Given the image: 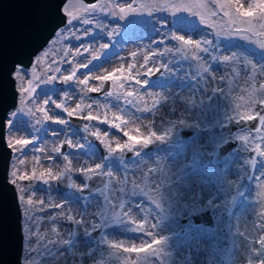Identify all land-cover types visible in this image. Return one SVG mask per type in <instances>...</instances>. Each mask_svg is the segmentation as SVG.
Wrapping results in <instances>:
<instances>
[{
    "label": "rangeland",
    "instance_id": "obj_1",
    "mask_svg": "<svg viewBox=\"0 0 264 264\" xmlns=\"http://www.w3.org/2000/svg\"><path fill=\"white\" fill-rule=\"evenodd\" d=\"M189 2L193 3L192 11L196 15L179 31L174 19L177 13L185 17L183 5ZM222 2L224 0H100L94 7L81 0L66 2L64 6L75 19L71 25L62 27L63 31L56 32L35 56L30 74H23L22 80L16 79L18 104L7 119L15 123L11 130L7 128L6 137L32 141L20 152L13 151L9 179H14L11 172L15 165L19 196L24 195L26 200L35 193L32 198L37 208L39 205L35 202L41 199L64 205L63 209L35 213L45 218L42 225H37L45 239L33 243L26 229L33 228L34 222L30 223L25 216L26 204L19 199L23 215V264L27 260L33 264H249V261L261 264L264 261V245L261 244L264 240V157L259 152L254 157L250 154L257 146L264 152V126L259 132H237L232 138L246 135L249 140L240 141L238 150L221 164L212 163L217 146L230 138L221 131L229 117L238 119L249 113L264 115L261 104L264 100V48L260 47L264 43V18L258 13L250 24H233L219 8ZM241 2L248 7L253 0ZM120 7L125 8V13L119 12ZM85 19L92 22L84 24ZM237 28L241 29L239 34H236ZM176 35L200 41L201 48L208 51H201L194 44L178 50L181 42L173 39ZM224 56L232 59L224 61ZM85 64L87 67L83 66ZM160 65L165 71L160 80L154 81L150 75ZM205 68L209 70L205 72ZM73 71V79L64 81L63 77ZM112 73L115 75L110 80L111 95L93 96L89 89L101 90L104 83L96 77ZM85 78L87 85L80 83ZM29 80L32 88L21 92V88H29ZM120 84L124 87L120 88ZM129 92L133 95L128 96ZM57 104L62 107L57 108ZM77 104L80 109L74 115L83 117L91 111L98 116L99 119L85 123L87 130L93 133L99 129L101 136L107 133L106 138L116 151L109 153L104 147L107 155L103 156L71 126L64 109L71 111ZM89 104L91 109L87 107ZM13 112L17 113L14 118ZM45 112L50 119H45ZM117 116L123 120L116 119ZM105 117L112 123L102 122ZM61 119L66 123H60ZM180 119L188 122L187 127L198 129L195 137L181 138L178 129L185 126L176 123ZM169 128H173L170 133ZM125 132L134 140L129 141ZM150 132L163 137L164 145L147 153L140 145L146 139H156L149 136ZM68 140L83 147L69 146L67 153H57L55 149H60L61 143ZM118 143H135L139 154L134 152L135 156L128 159V151L117 148ZM249 160H255L256 164L253 175L248 178ZM69 161L72 184L86 182L76 169L94 168L96 163L102 165V171L112 173L108 189L110 205L103 203L104 198L85 196L82 187L71 186L68 193L61 194L56 181L45 184L32 178L34 168L37 176L49 168L58 173L65 170ZM150 168L163 169L170 182L163 189L164 199L159 191L151 194V200L159 201L162 208H156L151 200L142 199L139 194L132 195L134 190L139 193L150 183L144 178ZM25 173L28 178L19 179ZM163 173L161 179H164ZM237 192L242 196L240 205L229 211L228 205ZM193 199L202 206V211L211 210L215 228L195 224L192 219L186 225L181 224L182 218L193 215ZM120 203L125 205L123 210ZM184 203L189 205L187 210ZM137 204H142L143 210L138 209ZM129 208L130 219L124 218V222L119 223L120 217L115 213ZM60 211L88 223H73L71 235L70 222L65 218L47 219L48 215ZM97 212H102L103 216L94 215ZM93 223L104 224L97 238L91 235ZM140 225L144 230L136 231ZM53 226L58 228L57 233L50 230ZM149 232L153 235H148ZM104 238L121 246L112 247ZM65 240L69 243L65 244ZM45 245L52 256L44 254ZM132 247L137 250L125 251ZM30 248H37L39 255L30 253Z\"/></svg>",
    "mask_w": 264,
    "mask_h": 264
},
{
    "label": "water",
    "instance_id": "obj_2",
    "mask_svg": "<svg viewBox=\"0 0 264 264\" xmlns=\"http://www.w3.org/2000/svg\"><path fill=\"white\" fill-rule=\"evenodd\" d=\"M68 0H0V264H23L24 235L22 230V210L18 200L15 186L9 182V170L13 151L6 145L5 137L7 128L4 127L9 117V113L18 104V90L16 79H13L14 66L23 65L25 68L31 67L34 58L44 49L56 34V28L64 27L65 16L60 14V7ZM88 6L95 5L100 0H81ZM43 20L42 27L37 28L36 22ZM160 70L150 75L154 81L162 78L165 71L164 66L158 67ZM111 82L104 81L100 91L92 92L93 96L102 97L109 93ZM255 116V115H254ZM231 121L229 118L222 125L221 131L229 135L224 143L217 146L213 156V165H219L232 155L241 145V142L232 138L237 132H255L260 128L255 119L252 121L241 120V118ZM71 126L78 130L84 138L95 145L103 156L107 155L103 144L91 132L85 128L88 120L79 116H68ZM198 129L194 127H181L178 129L183 139H192L197 134ZM164 142L154 139L145 152L152 153L161 147ZM69 150V145L62 142L60 154H65ZM252 157L256 152L250 151ZM134 152H128L126 157L132 159ZM65 175L56 181L59 193H68L72 182L70 171L63 170ZM254 173V165L247 164L246 176L249 178ZM87 188L81 191L85 196H96L103 198L99 190L108 196L109 176L103 177L93 175ZM242 196L235 193L228 205V210L232 211L240 205ZM192 219L195 224H200L208 228H215L216 221L211 210L207 209L196 214L181 219V224L186 225ZM71 235L74 233V224L69 223ZM103 228H97L91 232L94 238L102 234ZM183 234V230L180 235Z\"/></svg>",
    "mask_w": 264,
    "mask_h": 264
},
{
    "label": "snow or ice",
    "instance_id": "obj_3",
    "mask_svg": "<svg viewBox=\"0 0 264 264\" xmlns=\"http://www.w3.org/2000/svg\"><path fill=\"white\" fill-rule=\"evenodd\" d=\"M94 7V6H93ZM193 8V3L189 2L187 4L183 5V10L185 12V17H181L179 15V13H177L175 19H174V26L177 27V29L179 31H183L184 27L186 26V24L188 23V19L193 16L196 15L195 12L192 11ZM219 8L221 10H223V15L226 17H230L231 19V23L236 24V25H240V24H250L251 23V19L256 17V15L259 13L260 16L262 18H264V0H253V3L249 4L248 7L244 6V3L241 2V0H224V2L220 3ZM60 14L65 16V21L64 24L65 26H69L72 24L73 19H75V17H72L71 12H69L68 8L66 6H61L60 7ZM125 8L124 7H120L119 12L120 13H125ZM133 11H135V9H133ZM92 21L90 20H83L84 24H89ZM45 22L43 20H38L36 22V27L40 28L43 26ZM63 31V29L60 28V26L58 25L56 28V32L59 33ZM241 31V29L237 28L236 29V34H239ZM80 37H77V39H79ZM174 40L181 42L179 49L178 50H182L185 46H191V45H195V48L200 49L201 51L207 52L208 49L207 48H201V42L200 41H193L191 38H187L184 35H176L173 37ZM204 43L206 44H210L211 41H204ZM103 47L107 48V45H104ZM261 48H264V43H261L260 45ZM193 55H195V53H193ZM196 58H200V57H196ZM230 59H232V57L230 56H224L223 60L224 61H229ZM69 63H71L69 61ZM84 67H87V64L83 65ZM163 66V65H162ZM32 69L29 68H25L23 65H18V66H14L13 69V79H17L19 78L20 80L23 79V74L28 73L30 74V71ZM160 69L157 68L156 71H159ZM209 69L205 68V72H207ZM57 72L60 71L59 68L56 69ZM151 71V70H150ZM115 74H109V75H103V76H98L96 77L97 80L99 81H109L113 79V76ZM73 76H75V71L72 72L71 75L65 76L63 77L64 81H69L73 79ZM50 79H55V77H51ZM81 84L87 85L88 84V79L85 78L84 80L80 81ZM137 83H140V81H137ZM28 85L29 88H21V92H28L29 89L32 88V81L29 80L28 81ZM103 87V84H101V88ZM120 88H123L124 85L120 84L119 85ZM34 90V89H33ZM89 91L91 92H97L100 91V88L97 87H92L89 89ZM109 96L111 95V92L107 93ZM133 93L129 92L128 96H132ZM142 99V97H141ZM48 101H45V104H47ZM129 104L132 103L131 100L128 101ZM261 104L264 105V100L261 101ZM57 108H61L62 105L57 104L56 105ZM89 109H91L92 105L89 104L87 106ZM80 109V104L76 105V108L69 111L67 108L64 109L65 112H67L68 116H73L74 114H76L77 110ZM41 111H44L43 108L40 109ZM149 109H145V111H148ZM17 115L16 112L12 113V117L14 118ZM85 120L88 121H92V120H97L99 119L98 116H94L92 114L91 111H89L87 113V115L82 117ZM45 119H50V117L47 115V113L45 112ZM116 119L119 120H123L122 117L117 116ZM233 118L229 117V120L231 121ZM253 119L256 120V122L261 125L264 126V115H261L259 113H256L255 116L251 113L246 114L244 116L241 117V120H247V121H252ZM39 123V121H37ZM60 123H66L65 120H60ZM104 123H112L111 121L107 120V117H105L104 121H102ZM15 121L14 120H9L6 121L4 124V127L8 128L9 130H11L14 126ZM179 125L188 126V122L184 119H180L179 121L176 122ZM114 127L119 128L120 125L119 124H113ZM175 126V125H174ZM85 128H87V125H85ZM173 128H169L167 130V132H172ZM256 131L259 132L260 128H256ZM93 136H95L98 140L101 141V143L103 144V146L105 148L108 149V152H114L116 151V149L111 147L110 142L107 140V133H105L103 136L100 135L99 129H97V131L92 133ZM125 136H128L129 141L134 140L133 137L129 136L127 132L124 133ZM167 135V133H166ZM150 137H155L157 140H161L163 139V137H158L156 136L155 132H150L149 133ZM235 139L239 140V141H248L249 137L246 135H236ZM5 141H6V145L9 149H11L14 152H20L24 146L29 145L32 143L31 140L29 139H24V138H16L15 136H8L5 137ZM152 142L151 139H146L143 144L140 145L141 148L143 147H147L150 143ZM66 143L69 146H73V147H83V145H73L71 140L66 141ZM117 148H119L121 151L123 150H127L128 152H135L136 154H139V149L136 147L135 143H125L123 145L121 144H117ZM55 151L57 153L60 152V149L57 148L55 149ZM253 152H259L260 156L264 157V152H260L259 146H257L256 148L253 149ZM64 160H68V157L65 156ZM24 161L21 160V163H23ZM248 163H251L253 165L256 164L255 160H249ZM71 161L68 162V164L65 167V171L71 170ZM102 165L100 163H96L94 168L92 167H88V168H79L76 169L77 172L82 173L84 175L85 181H89L93 178V175H97L100 177H103L105 175L107 176H112L111 172H105L102 171ZM93 174V175H90ZM163 173V169H158V168H150L148 169V174L144 177L145 180H150V183L145 185V187L143 189H141V191L139 193H137L135 190L132 192L133 196L136 195H140V197L142 199H148L151 200V194L152 192L155 191H159L161 194V199H164V192L163 189L165 188V186L167 184H169L170 182H167V174L163 173L164 175V179L160 178V174ZM12 177L14 178L11 183L15 186L17 185V179H15L17 177V171L15 169V165H13V171L11 172ZM65 175V172H58V173H54L52 171L51 168L47 169L46 171H42L40 173L39 176L36 175V170L35 168L33 169L32 172V178L38 179V180H42L45 184H48L50 180H54V181H59L61 177H63ZM25 178H28V174L25 173L24 176L19 177V179L23 180ZM127 179V178H126ZM134 189L136 187L135 185V181H132ZM72 187L77 188V187H82V188H87L88 187V183L85 182L83 185H78L77 183H73ZM21 192L24 191V189H20ZM100 194L103 196V203L104 204H111V200L109 199L108 196L104 195L102 190H99ZM120 191L122 192L123 189H120ZM32 195H35V193H32L31 195H29V197L25 200V196L24 195H20L19 199L21 201H24L26 204V209H25V216L29 218V222L33 223V228L31 229H26L27 232H29V239L32 240L33 243H38V242H42L44 241L45 237L43 235L40 234V228L37 225H42L45 222V218L43 216H38L35 215L36 212H48L49 209H63L64 205L55 203V202H46L45 200L41 199L37 202H35V204H38L39 207H35L34 205V200L32 198ZM173 195H177L176 193H173ZM151 203H153L155 205L156 208H162V204L159 201H155V200H151ZM211 203V201H209V204ZM184 208L187 210L189 208V205L187 203H184ZM119 207L123 210L125 208L124 203H120ZM137 208L140 210H143V205L142 204H137ZM203 208L201 205L197 204L196 200L193 199L191 202V213L195 214L199 211H202ZM131 211V209L129 208V210L127 211H122L121 213H115V215L117 217H120V219L118 220L119 223H123L124 222V218H129V212ZM33 213L32 215H30L29 213ZM94 215H100L103 216L102 212H97L94 213ZM65 218L67 221L72 222L74 224H84V223H88V221L84 220V219H76L73 215H66L63 211L57 212L56 215H48L47 219L48 221H55L58 218ZM91 227L93 230L97 229V228H102L104 227V224H91ZM152 227H156V225H152ZM52 232L57 233L58 232V228L53 226L50 229ZM136 231H143V225L138 226L137 229H135ZM85 233H88V230L85 229ZM148 235H153L151 232L148 233ZM104 242L109 243L110 246L112 247H120V244H112L110 241L107 240V238H104ZM48 243L50 244H55L56 241H49ZM65 244L69 243V241L65 240L64 241ZM156 243H161V241H156ZM261 244L264 245V240L261 241ZM150 247V245H149ZM137 249L135 247L129 248V249H125V251H136ZM141 250H144V246H141ZM30 253H36L37 255H39V252L37 251V248H30ZM44 254L46 256H52L53 253L51 252L50 249L47 248V246L45 245V249H44ZM25 264H33V262L31 260H27L25 261ZM249 264H251V261H249ZM261 264H264V261H261Z\"/></svg>",
    "mask_w": 264,
    "mask_h": 264
},
{
    "label": "bare ground",
    "instance_id": "obj_4",
    "mask_svg": "<svg viewBox=\"0 0 264 264\" xmlns=\"http://www.w3.org/2000/svg\"><path fill=\"white\" fill-rule=\"evenodd\" d=\"M33 64V63H32ZM16 87H17V81H16ZM225 142V141H224ZM223 142V143H224ZM12 158H13V155H12ZM11 162H12V159H11ZM10 178V176H9ZM9 182L11 183V180L9 179ZM15 189H16V192H17V196H18V200H19V192H18V189H17V186L15 185ZM62 194V193H61Z\"/></svg>",
    "mask_w": 264,
    "mask_h": 264
}]
</instances>
